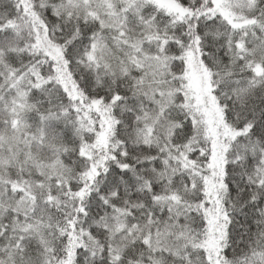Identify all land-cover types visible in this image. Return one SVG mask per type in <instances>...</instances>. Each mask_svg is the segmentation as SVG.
<instances>
[{
  "label": "snow or ice",
  "instance_id": "snow-or-ice-1",
  "mask_svg": "<svg viewBox=\"0 0 264 264\" xmlns=\"http://www.w3.org/2000/svg\"><path fill=\"white\" fill-rule=\"evenodd\" d=\"M0 264H264V0H0Z\"/></svg>",
  "mask_w": 264,
  "mask_h": 264
}]
</instances>
